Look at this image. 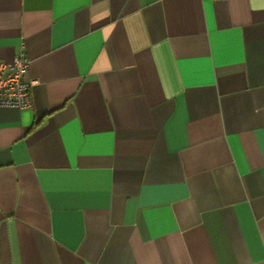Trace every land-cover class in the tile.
<instances>
[{
  "label": "crops",
  "instance_id": "1",
  "mask_svg": "<svg viewBox=\"0 0 264 264\" xmlns=\"http://www.w3.org/2000/svg\"><path fill=\"white\" fill-rule=\"evenodd\" d=\"M22 46L0 264H264V0H0Z\"/></svg>",
  "mask_w": 264,
  "mask_h": 264
},
{
  "label": "built area",
  "instance_id": "2",
  "mask_svg": "<svg viewBox=\"0 0 264 264\" xmlns=\"http://www.w3.org/2000/svg\"><path fill=\"white\" fill-rule=\"evenodd\" d=\"M29 64L23 46L10 62L0 57V107L23 110L31 105V90L38 80L27 75Z\"/></svg>",
  "mask_w": 264,
  "mask_h": 264
}]
</instances>
